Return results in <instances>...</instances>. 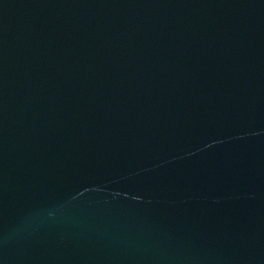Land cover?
I'll list each match as a JSON object with an SVG mask.
<instances>
[{
  "label": "water",
  "instance_id": "95a60500",
  "mask_svg": "<svg viewBox=\"0 0 264 264\" xmlns=\"http://www.w3.org/2000/svg\"><path fill=\"white\" fill-rule=\"evenodd\" d=\"M0 264H264V0H0Z\"/></svg>",
  "mask_w": 264,
  "mask_h": 264
}]
</instances>
